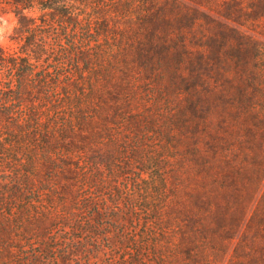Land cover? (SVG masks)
<instances>
[{"label": "trees", "instance_id": "1", "mask_svg": "<svg viewBox=\"0 0 264 264\" xmlns=\"http://www.w3.org/2000/svg\"><path fill=\"white\" fill-rule=\"evenodd\" d=\"M197 1L0 0L21 42L0 46V264H264V44L226 0L211 55L191 60L213 0ZM208 59L216 100L175 107ZM121 174L132 225L105 257Z\"/></svg>", "mask_w": 264, "mask_h": 264}, {"label": "rangeland", "instance_id": "2", "mask_svg": "<svg viewBox=\"0 0 264 264\" xmlns=\"http://www.w3.org/2000/svg\"><path fill=\"white\" fill-rule=\"evenodd\" d=\"M224 1L226 0H213L211 3H209V5H206L205 7L203 6V9L205 10L203 12L206 14V17L211 20L208 19L207 22L204 21L203 23L201 22L199 24L201 25V30L203 32L202 31L195 32L197 35V39L195 40V43L198 44V41L201 38H203V42H202L203 45L201 48H199L200 47L199 45H194V44L193 46H190L189 50L193 52L190 57L191 60H194L197 56L202 55L207 57L211 55L212 51L210 50V47H208L209 46L208 40L215 41V45H216V33L219 30L223 31V29L225 28L224 22L220 20L217 13L218 9L223 10L224 7L226 6L224 4ZM227 1H231V0H227ZM180 2L182 5H185L186 8L190 9V11L192 10V12L193 10L195 11L196 9H199L197 8V6H199L197 0H180ZM238 3L241 4L240 6L243 8V11L246 14H248V16H251V18L247 20V23H245L243 27L239 26L240 30L244 32L247 36H250L252 39L258 40V42L264 44V0H238ZM16 25H17L16 19L11 12H8V10H0V46L5 48L9 52L20 49L21 42L19 40H15L16 35L14 33V29ZM210 30H211V34H210ZM189 37L186 36L188 45L191 44L189 42H193L192 40H188ZM215 51H216V47H215ZM206 61H207L206 64L203 62V66L202 67L200 66L201 72L194 73V80H196L195 86H197L196 91H198L199 93L195 92L192 97L187 96L185 92L183 94L177 95L176 97L172 98L175 107H181V105H186V101H185L186 98L197 99V96H200L201 94L202 95L204 94L207 98H209L211 102H214L216 100V59L214 60V63L210 59ZM187 73L188 72H184L183 76L188 75ZM173 90H176V88L174 87ZM165 103L164 102L162 103L160 101V105H154L152 108L158 110L157 112L158 114H160L162 109L165 111L166 109H168V105ZM174 105H172V107ZM207 115L210 116L209 119L211 120L212 125L215 124L216 126V103H214V109H211ZM226 139L229 140L230 137L227 136ZM187 143L188 141H185L184 143H182V146H185ZM212 164L213 167L215 168L216 157L212 159ZM215 174L216 172H212L211 176L216 177ZM133 178L129 174H124V175L121 174L120 177L115 179L116 182H118L119 186H121L122 192H121V198L120 196L118 197L120 198V200H118L117 204H115V206H118L119 209L115 208L114 210H110V211L113 212V216L121 217L120 220L122 221V223H120L119 225L118 223L112 225L110 221V224H106L107 219L103 220V223H100L106 226L104 227L103 232L106 233L107 236L100 240V243H102L103 245V250L107 252V254L104 253L105 257L109 256L110 253L120 252L118 246H120L119 243L124 238L123 236H125V234L121 236L122 235L121 230L122 228H130L132 225L130 221L127 220V216L129 215L131 210L127 211L125 208L126 207L125 202L131 203V201L128 200L126 197L128 193L132 194V192L123 189V186H125V184H129L133 180ZM188 179H189L190 191L195 193V190L199 188L201 184L200 174L197 173V171H194V168H191V171L189 172L188 175ZM116 190L120 191L119 188ZM144 217L147 218L148 215L145 214ZM246 224L247 222L239 229L237 238H235L234 242L230 243L229 245V250H232L235 244L237 243V241L238 240L240 241L244 235L247 236L248 239L253 238L252 229L248 228V225ZM117 231L121 235H119ZM120 236L122 237V239ZM125 237L127 238V236ZM123 242H125V239H123ZM108 250L111 251L108 253Z\"/></svg>", "mask_w": 264, "mask_h": 264}]
</instances>
